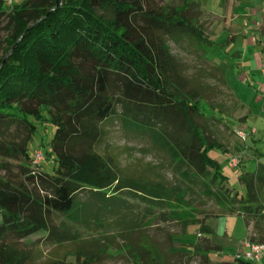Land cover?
Listing matches in <instances>:
<instances>
[{"label": "trees", "instance_id": "trees-1", "mask_svg": "<svg viewBox=\"0 0 264 264\" xmlns=\"http://www.w3.org/2000/svg\"><path fill=\"white\" fill-rule=\"evenodd\" d=\"M56 1L21 0L8 10L0 0L6 34L0 39V264H27V253L9 240L41 234L58 246L76 245L68 264H102L111 251L125 253L122 247L129 262L172 264V250L143 230L164 217L214 236L204 221L176 218L179 203L196 209L193 197L238 212L246 223L264 221V167L241 175L242 195L228 187L211 157L216 149L226 152L212 131L223 113L212 114L217 108L201 78L225 85L224 70L210 65L212 73L190 77L171 50L212 45L200 3ZM193 53L206 63L205 53ZM32 120L55 127L46 153L51 172L36 168L28 152L37 131ZM116 120L133 139L151 144L147 151L163 155L176 184L152 176L150 165L147 175L127 176L98 152L105 125ZM55 215L63 217L62 231ZM77 224L94 227L96 236L84 241L68 227ZM216 251L217 245L194 246L202 264ZM221 264L253 263L233 258Z\"/></svg>", "mask_w": 264, "mask_h": 264}, {"label": "rangeland", "instance_id": "rangeland-1", "mask_svg": "<svg viewBox=\"0 0 264 264\" xmlns=\"http://www.w3.org/2000/svg\"><path fill=\"white\" fill-rule=\"evenodd\" d=\"M188 1L164 0L165 4L175 6H184ZM195 1L200 3L203 11L201 21L209 28L212 45L208 48H199L194 44L187 49L185 46L171 45V50L185 65L190 77L200 75L202 70L212 73L209 70L210 65L222 67L225 72V85L209 76L201 78L203 83L208 85L210 100L217 108L212 114H218L219 110L223 113L220 123L213 122L212 131L226 152L216 149L211 157L220 164V169L227 178L228 187L243 195L245 191L241 175L257 171L260 166L264 167V78L253 62L254 54L260 50L253 41L259 38L258 24L264 22V0ZM19 3L21 0H12L13 5ZM6 9L9 10L7 7ZM5 37L6 34L0 29V39ZM259 42L262 44L264 38ZM194 50L205 53L206 63L199 60L193 53ZM33 123L37 131L28 145V152L31 157L36 152L43 153L44 159L35 166L51 172L54 162L46 158V153L51 151L50 142L55 127L48 120ZM104 128L107 135L98 152L116 160L125 175H147L150 165L154 171L152 176L158 173L171 185L176 184L170 170L163 165V155L147 151L151 149V144L133 139L117 120L107 123ZM252 129L255 130V134L248 137L247 143L242 142L237 136L238 131L249 133ZM237 155H241L240 165L236 168L229 167V159ZM261 198L263 202L264 190ZM194 199L198 200L195 202V210L186 208L181 203L176 205L174 208L176 218L181 216L187 219V223L204 221L214 230V236L201 235L198 224L185 230L181 219L164 221V217L157 218L153 227L143 230L146 238L172 250L174 254L172 264H202L201 257L194 254L195 245L219 246L221 251L210 253L209 263L204 264H221L222 261L233 259L236 251H245L243 243L247 238L264 243L263 220L250 219L246 223L242 214L238 212L229 214L213 202L196 197H193ZM53 219L62 231L65 228L63 217L55 215ZM68 227L72 232L79 233L84 241L96 236L95 228L91 226L77 224ZM9 241L27 253V264L74 262L71 253L76 245L71 242L58 246L47 240L45 234L26 241H17L14 238ZM122 248L125 253L111 251L112 257L106 258L102 264H137L134 260L129 262L128 249ZM253 264H264V260Z\"/></svg>", "mask_w": 264, "mask_h": 264}, {"label": "built area", "instance_id": "built-area-1", "mask_svg": "<svg viewBox=\"0 0 264 264\" xmlns=\"http://www.w3.org/2000/svg\"><path fill=\"white\" fill-rule=\"evenodd\" d=\"M4 1L6 7L10 9L11 6L13 5L12 0H4ZM260 71L264 77V52H262L261 54ZM254 134H255L254 129H252L249 133H247L246 131L237 132V136L244 143H247L248 137ZM33 157H34V162L36 164H39L44 159V155L41 152H36ZM240 162H241V155H237L230 158L228 164L229 167L236 168L240 165ZM243 244L245 251H241V250L236 251L234 260L236 261L242 260L250 263L261 262L262 260H264V243L256 242L252 240V238H247Z\"/></svg>", "mask_w": 264, "mask_h": 264}, {"label": "crops", "instance_id": "crops-1", "mask_svg": "<svg viewBox=\"0 0 264 264\" xmlns=\"http://www.w3.org/2000/svg\"><path fill=\"white\" fill-rule=\"evenodd\" d=\"M261 26L263 27L264 26V22L263 23H259L258 24V28H259V38L256 40L253 41V43L260 47V50L259 52H257L256 54H254L253 56V62L255 63V66L257 67L258 71L261 73L260 71V59H261V54L263 52V49H264V42L261 44L259 41H262V38H264V29L262 30L261 29ZM262 35V36H261ZM222 68V67H221ZM223 69V68H222ZM264 78V77H263ZM214 231V230H213ZM263 261V260H262Z\"/></svg>", "mask_w": 264, "mask_h": 264}, {"label": "water", "instance_id": "water-1", "mask_svg": "<svg viewBox=\"0 0 264 264\" xmlns=\"http://www.w3.org/2000/svg\"><path fill=\"white\" fill-rule=\"evenodd\" d=\"M56 3L58 4V0L56 1Z\"/></svg>", "mask_w": 264, "mask_h": 264}]
</instances>
